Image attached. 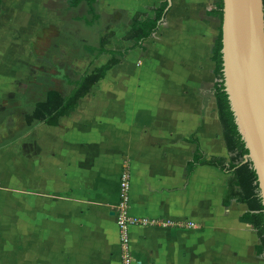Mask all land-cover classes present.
Returning <instances> with one entry per match:
<instances>
[{
    "label": "crops",
    "instance_id": "0c3cea01",
    "mask_svg": "<svg viewBox=\"0 0 264 264\" xmlns=\"http://www.w3.org/2000/svg\"><path fill=\"white\" fill-rule=\"evenodd\" d=\"M164 0H97V17L67 0H1L0 264H122L119 184L129 180V264H264L243 203L222 201L229 175L198 165L227 158L213 95V0H170L165 20L109 69L56 126L21 111L105 65L129 21ZM168 2V0H167ZM93 20V21H92ZM26 102V100H28ZM31 101V102H30ZM8 121V122H7ZM14 138L12 142H9Z\"/></svg>",
    "mask_w": 264,
    "mask_h": 264
},
{
    "label": "trees",
    "instance_id": "16d2710c",
    "mask_svg": "<svg viewBox=\"0 0 264 264\" xmlns=\"http://www.w3.org/2000/svg\"><path fill=\"white\" fill-rule=\"evenodd\" d=\"M213 1L214 3L207 13L215 17L221 25L222 0ZM81 3L87 6V14L92 19L97 17V0H67L69 8H77ZM149 10L153 13L152 17H148L145 13H139L128 22L133 33V37L129 40L131 44L129 47L119 51L106 50L104 49L105 40L104 38L101 39L95 57L103 54L109 55L110 58L105 65L89 73L82 74L78 81L74 83L73 90L67 97H61L57 92H53L51 93L53 96L51 99L48 98L46 101L35 103L32 112L24 117L27 126L25 131L33 126V121L56 126L59 117L64 115L67 110L74 108L76 101L89 93L92 86L104 77L109 69L119 64L130 50L135 47L143 49V43L164 22L168 2L167 0L161 1ZM221 49V26H219V32L214 39L211 50V59L214 63L213 74L216 79L213 86V95L216 102L217 118L227 149V158L211 156L206 159L196 143L193 156L186 163L185 174L188 176L198 165H210L229 175L227 194L222 203L225 206H228L231 202L247 205L248 211L239 219L252 226L258 238L256 251L264 257V206L259 196L256 172L250 160L245 161L248 150L245 148V144L237 130L228 97L224 90ZM13 140L14 138H11L9 142Z\"/></svg>",
    "mask_w": 264,
    "mask_h": 264
},
{
    "label": "water",
    "instance_id": "95a60500",
    "mask_svg": "<svg viewBox=\"0 0 264 264\" xmlns=\"http://www.w3.org/2000/svg\"><path fill=\"white\" fill-rule=\"evenodd\" d=\"M220 26L224 90L264 206L263 0H222Z\"/></svg>",
    "mask_w": 264,
    "mask_h": 264
},
{
    "label": "built area",
    "instance_id": "2783aa9c",
    "mask_svg": "<svg viewBox=\"0 0 264 264\" xmlns=\"http://www.w3.org/2000/svg\"><path fill=\"white\" fill-rule=\"evenodd\" d=\"M129 207V180L125 175L119 184V202L117 205L116 224L118 228L119 242L121 246V262L129 264V234L128 227L133 224H145L144 220L131 217L128 212Z\"/></svg>",
    "mask_w": 264,
    "mask_h": 264
},
{
    "label": "rangeland",
    "instance_id": "374dc122",
    "mask_svg": "<svg viewBox=\"0 0 264 264\" xmlns=\"http://www.w3.org/2000/svg\"><path fill=\"white\" fill-rule=\"evenodd\" d=\"M28 101H29V99L26 100V102H28ZM30 102H31V101H30ZM25 111H28V114H29V111H30V109H29V105H25V104H24V105L22 106V113H20L21 111L14 109L13 106H9V107H7L6 110H5V117H6L7 120L12 121L11 126H13V122L16 121L18 117H22V114H23V112H25ZM28 114H27V115H28ZM2 117L4 118V116H2ZM3 118H0V119H3ZM7 122H8V121H7Z\"/></svg>",
    "mask_w": 264,
    "mask_h": 264
}]
</instances>
